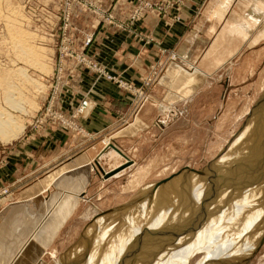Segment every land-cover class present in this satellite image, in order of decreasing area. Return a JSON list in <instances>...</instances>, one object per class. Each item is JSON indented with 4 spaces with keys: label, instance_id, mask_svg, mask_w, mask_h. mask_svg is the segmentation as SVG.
Returning <instances> with one entry per match:
<instances>
[{
    "label": "rangeland",
    "instance_id": "374dc122",
    "mask_svg": "<svg viewBox=\"0 0 264 264\" xmlns=\"http://www.w3.org/2000/svg\"><path fill=\"white\" fill-rule=\"evenodd\" d=\"M186 1L130 0L123 8L118 0H0V108L10 112L22 127L15 138L0 140V157L3 148L19 139L28 128L62 129L69 139L67 156L42 168L34 180L17 178L10 173L9 182L0 183V216H4L5 207L13 203L7 207V220L13 212L21 213L20 209L25 212L24 218L28 214L26 219H33L32 212L40 208L38 201H33L29 208L14 203L21 199L20 192L30 190L35 183L50 176L54 189L49 187L41 193V199L45 201L47 194L52 193V201L63 191L62 187L75 184L69 177L76 173L73 168L89 161L94 170H90L79 203L59 230V235L53 237L35 264H161L166 256L161 239L173 238L175 230L180 231H176L179 236L176 234L178 237H175L179 244L170 248L176 249L173 264H264L257 258L264 252V240L258 245L264 236V178L250 181L258 175V158L264 159V143L261 142L264 140V56L255 63L257 77L242 79L244 83L237 88L239 92L226 94L225 102L207 124L196 123V110H180L175 102L164 103L165 107L162 105L159 111L154 110L148 133L144 132L137 141H124L125 138L119 142L123 148L132 146L136 149L133 162L109 146L124 135L148 104L161 100V89L157 88L168 65H183L185 70L194 67L180 62L173 48L158 44L156 54L139 78H131L113 70L111 62L102 61L96 54L95 32L110 27L134 32L132 25L147 14L178 19ZM136 36L150 41L146 35ZM234 67L235 61H229L222 65V70L228 73ZM84 78H88L86 88L81 84ZM99 81L113 85L125 105L106 116L107 124L90 132L82 124L86 111L96 106L105 110L109 107V101L97 96L94 90ZM216 96L212 98L217 100ZM8 100L20 108H12ZM244 134L249 140L245 143L249 148L245 149L242 158L247 160L243 159L236 167L241 169L239 173L244 181L230 186V181L227 184L228 181L221 177H231L232 170L224 171L232 167L229 162L233 160L234 152L244 149L239 143ZM99 146H108L113 152L103 154L99 159L84 157L80 159L84 161L79 162L80 165L73 164L79 158L77 155L87 149H91V154ZM251 147L252 151H249ZM217 154L220 156L214 166L207 170L206 165ZM128 160L129 165L122 167ZM249 160L253 164L256 161V165ZM248 161L250 164L246 163ZM120 166L122 170L118 173L103 176V172ZM188 168L205 173L190 174ZM173 174L175 176L166 183L155 184ZM65 177H68L67 181L62 182ZM210 187L211 191L227 188L228 194L209 193ZM178 196L191 200L196 196L193 198L198 204L193 207L195 210L192 212V206L187 203L179 207L176 204ZM41 206L42 212L48 207L45 203ZM175 206L176 210H173ZM226 208L232 211L228 220H232L235 225L232 226L238 231L233 234V228L228 234L221 230L223 234L220 235V226L227 223ZM0 218L1 224L4 219ZM210 219H214L215 225H210ZM29 226L22 224L20 228ZM135 228L141 231L137 237H132ZM188 229L192 230V235L186 238L185 234H191ZM141 238L144 246L150 238L155 240L153 249L148 250L152 251L148 258L141 256L145 252L140 247ZM9 240L12 242L11 236L7 238L8 243ZM136 240L138 251L135 254L129 249ZM101 250L108 253L103 260L96 253ZM114 259L118 263H114Z\"/></svg>",
    "mask_w": 264,
    "mask_h": 264
},
{
    "label": "crops",
    "instance_id": "0c3cea01",
    "mask_svg": "<svg viewBox=\"0 0 264 264\" xmlns=\"http://www.w3.org/2000/svg\"><path fill=\"white\" fill-rule=\"evenodd\" d=\"M118 1L124 8L130 0ZM179 15L178 19L172 20L147 14L132 25L134 32H122L111 27L97 29L95 32L96 54L102 61L111 62L113 70L131 78H139L148 61L156 54L155 48L158 44L173 48L179 55L180 62H187V65L194 67L192 70H185L182 64L168 65L160 80L161 85L157 88L161 89V100H158L160 103L155 100L148 104L135 123L127 127L124 135L114 141L113 145L132 162L136 157V149L132 146L130 149L123 148L119 142L125 138L124 141H137L144 132L148 133L155 109L159 111L162 105L165 107L164 103L175 102L180 110H196L197 124H207L225 102L226 94L239 92L237 88L244 83L242 79H254L259 74L255 70V63L261 61V56H264V0H187ZM138 34L148 36L150 41L138 39ZM229 61H235V67L225 73L222 65ZM81 84L86 88L88 78H84V81L82 79ZM94 90L97 96L109 101V107L105 110L102 106H96L86 111L82 124L90 132L107 124L106 116L123 109L125 105L118 91L108 82L99 81L94 85ZM213 95H217V100L212 98ZM33 130L28 128L19 139L1 151V185L9 182L10 173L17 178L24 177L32 181L42 168H47L54 161L67 156L69 139L64 130ZM136 135L139 137L135 138ZM111 150L109 147L99 146L89 154L91 149H87L77 155L79 158L73 161V164L80 165L84 162L80 159L84 157L87 160L99 159L103 154L112 153ZM19 159L22 162L19 163ZM89 164L91 163L88 161L73 168L72 171L76 170V173L69 177L75 184L62 187L63 191L52 201V193L47 194L45 201L41 199V193L49 190V187L54 189L50 176L35 183L30 190L20 192L21 199L14 203L29 208L33 201H38L39 210L32 212L33 219L36 217L35 221L32 218L26 219L28 214L24 218L23 209H20L21 213L13 212L7 220V207L13 203L5 207L4 216H0L4 219L0 224V264H20L21 260L24 264L27 258V264H35L38 261L53 237L57 233L59 235V230L67 222L77 202L79 203V196L88 183L90 170L94 171L93 166ZM67 179L68 177H65L62 182ZM13 187L15 186L12 185ZM34 194L37 195L31 199ZM44 203L48 207L42 212L41 205ZM70 206L73 208L69 209ZM22 224L30 226L20 228ZM10 236L12 242L9 240L8 243L7 238ZM263 240L264 236L258 241V245H261ZM257 258L264 261V252Z\"/></svg>",
    "mask_w": 264,
    "mask_h": 264
},
{
    "label": "bare ground",
    "instance_id": "6f19581e",
    "mask_svg": "<svg viewBox=\"0 0 264 264\" xmlns=\"http://www.w3.org/2000/svg\"><path fill=\"white\" fill-rule=\"evenodd\" d=\"M17 38V37H16ZM19 38V37H18ZM12 40H13V38H12ZM18 40V39H17ZM16 41V40H15ZM19 41V40H18ZM22 40L20 39V41H19V43L21 44L22 42H21ZM19 43H16L15 42V44H17V46L19 47ZM22 49V48H21ZM24 49V48H23ZM20 71V70H19ZM22 72V71H21ZM22 73H24V72H22ZM17 74V73H16ZM19 74V73H18ZM15 76V75H14ZM24 76H26V75H23V77ZM8 102H9V100H8ZM7 102V103H8ZM10 103V102H9ZM8 103V104H9ZM10 106H12V108H17V109H19L20 107H19V105L18 104H11L10 103ZM21 129H22V127L21 126H19L18 125V122H17V120H16V118L10 113V112H7V111H5V109H3V108H0V140H2V141H8V140H11V139H13V138H15L20 132H21ZM263 132V131H262ZM261 134V133H260ZM263 135H264V132L262 133ZM247 135V134H246ZM262 136V135H261ZM246 136H245V134H244V138L241 140V142H239V143H242L243 145H244V149H242L241 151H240V146H238V148H239V150L237 151V152H234L235 154H234V156H238V158L237 157H234V156H232V158H231V162H229V163H234V164H232L231 166L232 167H230V168H226V170L224 171V172H227L228 173V171H230V170H232L230 173H231V177L229 178H227V176H224L223 175V177H221L223 180H226V181H228L227 182V184L229 183V181H230V186L232 185V184H234V185H236L235 183L237 182V183H239V182H243L244 180L241 178L242 176H240V173H239V170H241V169H239V168H236V167H238V166H240L239 164L243 161V159L244 158H242V154H243V152H245L246 150L245 149H247V148H249L245 143L246 142H248L249 140L248 139H246L245 138ZM261 138V137H260ZM257 139H259V136H258V138ZM260 141V140H259ZM262 143H264V140H262L261 141ZM241 145V144H240ZM261 145V144H260ZM110 146V145H109ZM246 146V147H245ZM257 145H256V143H255V147H256ZM108 147V146H107ZM259 147V146H258ZM258 147H256V149L258 148ZM262 148V147H261ZM255 149V151H257ZM259 149V148H258ZM261 150V149H260ZM263 150V149H262ZM235 151H236V149H235ZM249 151H252V147L249 149ZM248 150H247V153L249 152ZM264 151V150H263ZM258 152V151H257ZM255 154H256V152H254ZM259 153V152H258ZM117 154L118 155H120L118 152H117ZM250 154V153H249ZM254 154V155H255ZM260 154V153H259ZM248 155V154H247ZM252 155H253V153H252ZM121 156H123V155H121ZM246 156V155H245ZM262 156V155H261ZM124 157V156H123ZM126 157V156H125ZM236 158V159H234V158ZM248 157V156H247ZM253 157V156H252ZM262 157H264V156H262ZM262 157H260V158H262ZM250 159V158H249ZM255 158H253L252 160H254ZM245 160H247V159H244V161ZM262 160H264V159H262ZM261 159H259L258 158V168H257V173H258V175L256 176V178H254V180H250L251 182H254V181H257V180H259V179H263L264 178V171H262V169L260 168V166H261V162L262 163H264V161H262ZM129 161V160H128ZM250 161V160H249ZM249 161L248 162H246V163H249ZM130 162V161H129ZM250 162H252V161H250ZM239 163V164H238ZM250 164V163H249ZM252 164H253V162H252ZM255 165H256V161H255V163H254ZM253 164V165H254ZM129 165V164H128ZM127 165V166H128ZM238 165V166H237ZM262 165H264V164H262ZM244 166V165H243ZM245 166H247V165H245ZM248 167V166H247ZM252 167V166H251ZM257 167V166H256ZM262 167V166H261ZM262 168H264V167H262ZM247 169V168H246ZM255 169V168H254ZM254 169H252V170H254ZM122 170V169H121ZM120 170V171H121ZM249 170H251V169H249ZM112 171V170H111ZM244 171V170H243ZM245 171H247V170H245ZM254 171H256V170H254ZM262 171V172H261ZM119 172V171H118ZM117 172V173H118ZM116 173V174H117ZM244 173V172H243ZM223 174H225V173H223ZM250 174H253V173H250ZM252 176V175H251ZM248 177H250V176H248ZM258 177V178H257ZM232 178H236V179H233V181H232ZM230 179V180H229ZM253 179V178H252ZM218 182V181H217ZM224 182V181H223ZM222 184V183H221ZM222 186V185H221ZM228 186V185H227ZM233 186V185H232ZM225 187V186H224ZM227 190V188H214L212 191H211V187H210V189L208 190V192L210 193V192H212V193H219V194H228V191H226ZM194 191H196V190H194ZM182 194H184V193H182ZM199 196H201V195H199ZM198 196V197H199ZM178 197H180V196H178ZM182 197V196H181ZM179 198V199H176V204L179 206V207H182L183 205H184V203H187L188 205H189V207L190 206H192L191 207V211L193 212L195 209V205H198V204H196L197 202L196 201H194L193 200V198H196V196L194 197L193 196V198H192V200H191V198H187L186 199V197H183V198ZM247 197H250L249 195L247 196ZM203 198V197H202ZM202 198L201 199H199V200H202ZM186 199V200H185ZM198 200V199H197ZM199 200H198V202H199ZM194 201V202H193ZM175 204V205H176ZM201 205V204H200ZM194 207V208H193ZM197 207V206H196ZM176 210V206L175 207H173V210ZM226 211H227V216H226V219H227V223L229 224H227V223H225L226 225L223 227H221L220 226V230L219 231H228V234L233 230V228H234V223L232 222V220H228L230 217H232V211L231 210H229V209H227L226 208ZM124 212V211H123ZM122 212V213H123ZM128 214H129V212H128ZM175 215H176V211H175ZM230 216V217H229ZM215 219V218H214ZM214 219H210V221H211V226L212 225H215V221H213ZM231 219V218H230ZM233 219V218H232ZM174 220L176 221V216L174 217ZM213 221V222H212ZM225 222V221H224ZM232 222V223H231ZM231 223V224H230ZM224 224V223H223ZM232 224L234 225V226H232ZM228 227V229L229 230H226V228ZM182 228V227H181ZM187 229V228H186ZM190 232H191V234H189V235H187V234H185V237L187 238H189L191 235H192V230L191 229H188ZM187 230V231H188ZM141 230H140V228H138V229H136L135 228V230H134V233L135 234H133V235H131L132 237L135 235V237H137L136 235H138L137 233H139ZM176 231L177 230H175V236L173 237V238H171V239H169L170 237H168L167 239L164 237V235H162V238L163 239H161L163 242H162V245H163V249L166 251V256H164V260H163V262L161 263V264H173L174 263V260L176 259V249H175V251L174 250H170V248H176V244L178 243L177 242V239L175 238V237H178L179 235L176 233ZM180 231V230H179ZM179 231H177V232H179ZM222 231L221 232H218L220 235L221 234H223L222 233ZM235 231H238V229H237V227H235L234 228V230H233V234H234V232ZM182 232V231H181ZM189 232V233H190ZM178 236H177V235ZM180 235H181V233H180ZM232 235V234H231ZM124 237V236H123ZM152 238V237H151ZM150 238V241H149V243H146L145 244V246L142 244V238H141V240H140V247H141V250H145V252H142V254H141V256H145V258H148V255H152V254H150V252H152V251H148V250H151V249H153V247L155 246V240L154 239H151ZM131 240V239H130ZM133 241V240H132ZM131 241V242H132ZM122 242V240L120 241V243ZM129 242V241H128ZM134 244H132V246H131V248L129 249V252L130 251H138V242H137V240L136 241H134L133 242ZM129 244V243H128ZM127 244V245H128ZM179 244V243H178ZM126 245V246H127ZM130 246V245H129ZM128 246V247H129ZM1 248V247H0ZM2 251V250H1ZM31 252V251H30ZM170 252V253H169ZM29 253V252H28ZM27 253V254H28ZM97 254H98V256L99 257H101L102 256V260L104 259V257H105V254H108L107 253V251H103V250H101V251H97L96 252ZM137 252H135V254H136ZM169 253V254H168ZM31 254V253H30ZM3 255V254H2ZM167 255H170V256H167ZM7 256V255H6ZM35 256V255H34ZM141 258V257H140ZM169 258V259H168ZM168 259V260H167ZM24 260H26V259H24ZM24 260H23V262H24ZM29 259L27 258V261H28ZM102 260H99V261H102ZM219 260H222V257L221 258H219L218 259V261ZM27 261H25L24 262V264H27V263H29V262H27ZM21 262H22V260H21ZM20 262V264H23V263H21ZM27 262V263H26ZM220 262V261H219ZM114 263H118L115 259H114Z\"/></svg>",
    "mask_w": 264,
    "mask_h": 264
},
{
    "label": "water",
    "instance_id": "95a60500",
    "mask_svg": "<svg viewBox=\"0 0 264 264\" xmlns=\"http://www.w3.org/2000/svg\"><path fill=\"white\" fill-rule=\"evenodd\" d=\"M115 151H117L120 155H123L117 148H115L113 145H110ZM226 151V150H225ZM224 151V152H225ZM124 156V155H123ZM216 157H215V159H213V160H211V162L210 163H208L207 165H206V168H207V170H211L212 168H211V165L212 166H214V164H215V160H216V158L218 157V156H220L219 154H217V155H215ZM125 157V156H124ZM128 162L129 161H126V163H125V165L123 164L122 165V167H124V166H126L127 164H128ZM232 164H234V163H232ZM121 166L120 167H118V168H116V169H114V170H112V171H109L108 173H104L103 172V176L104 177H108V176H110V175H112L113 173H115V172H117L119 169H121L122 168ZM187 170V172H189L190 174L191 173H196V174H199V175H203L204 173H205V171H203V170H196V169H193V168H188V169H186ZM175 176V174H173V175H171L170 177H168L167 179H161L160 181H157L155 184H163V183H166L169 179H171L172 177H174ZM44 195H46V193H44ZM96 217V216H95Z\"/></svg>",
    "mask_w": 264,
    "mask_h": 264
},
{
    "label": "built area",
    "instance_id": "2783aa9c",
    "mask_svg": "<svg viewBox=\"0 0 264 264\" xmlns=\"http://www.w3.org/2000/svg\"><path fill=\"white\" fill-rule=\"evenodd\" d=\"M3 192H5V190Z\"/></svg>",
    "mask_w": 264,
    "mask_h": 264
}]
</instances>
